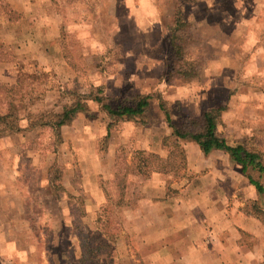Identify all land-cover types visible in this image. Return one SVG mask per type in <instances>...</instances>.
<instances>
[{
	"label": "rangeland",
	"instance_id": "obj_1",
	"mask_svg": "<svg viewBox=\"0 0 264 264\" xmlns=\"http://www.w3.org/2000/svg\"><path fill=\"white\" fill-rule=\"evenodd\" d=\"M243 1L201 5L197 11H213L197 15L194 24H179L178 43L196 64L183 81L169 84L165 74L173 49L168 29L175 26L171 17L183 0H39L33 18L0 0V11L10 21L38 27L31 33L18 27L14 48L0 42V113H10L8 120L21 127L8 134L0 126V264H146L144 241L133 238L123 213L137 197L120 203L113 173L118 154V163L129 165L125 187L129 182L136 189L151 175L135 169L134 153L144 150L135 148L138 138L153 148L158 142L165 156L153 153L167 156L162 138L171 129L160 101L177 127L224 106L219 130L228 141H242L264 155V49L257 47L264 43L259 33L264 8L245 16L255 6L242 14L244 7L237 4ZM154 13L163 26L157 23L150 30ZM231 17L240 18V24L248 18L255 32L248 37ZM35 37L39 61L15 51L16 44ZM99 88L111 105L136 93L159 98L151 101L146 123L116 121L97 102L86 100V111L61 127L60 140L47 127H31L38 116L47 119ZM186 144L195 143L181 142L183 151ZM49 168L57 175L54 188ZM162 174L172 189L193 178L187 160L185 168Z\"/></svg>",
	"mask_w": 264,
	"mask_h": 264
},
{
	"label": "crops",
	"instance_id": "obj_2",
	"mask_svg": "<svg viewBox=\"0 0 264 264\" xmlns=\"http://www.w3.org/2000/svg\"><path fill=\"white\" fill-rule=\"evenodd\" d=\"M252 1L254 0H244L237 4V8L243 6L241 13L244 14L248 6H255V9L245 16L258 15V11L264 8V0H255V3ZM5 2L11 4L22 17L38 16L34 9L39 8V0ZM214 2L215 0H183L174 10L171 23L175 25L177 15V27L182 23H193L197 15L213 11L207 8L201 13L197 11L200 6L204 9L207 4L212 8ZM0 20L3 21L0 42L10 44L11 48H14L15 43L12 39L16 37H13V32L18 27V30L29 33L37 31L38 28L36 25H18L1 11ZM230 21L232 25L240 26L243 31L246 28L248 37L256 30L255 25L249 29L251 23H248V18L245 20L246 24H240V18L233 20L231 17ZM157 23L161 24L162 28L159 17L157 19L154 13L148 24L149 29ZM259 33H264V26L259 29ZM37 39L38 37H35L31 41L16 44L15 51L20 54L28 53L31 59L39 61ZM257 47L263 50L264 43ZM193 58L192 60H195ZM156 143L153 148L143 139L134 141L137 149L165 156ZM184 150L188 170L193 173V178L189 183L176 187L177 193L167 194V177L159 172H152L141 184L136 185V189L134 184L131 186L129 182L125 187V200L132 196L137 197L136 205L123 211L127 216L125 223L131 228L130 231L136 234L133 238L144 241L141 254L145 263L264 264V196L257 193L241 172L240 166L232 162L226 153L212 150L204 155L195 144L184 145ZM252 174L264 187V176L256 171Z\"/></svg>",
	"mask_w": 264,
	"mask_h": 264
},
{
	"label": "trees",
	"instance_id": "obj_3",
	"mask_svg": "<svg viewBox=\"0 0 264 264\" xmlns=\"http://www.w3.org/2000/svg\"><path fill=\"white\" fill-rule=\"evenodd\" d=\"M179 17L177 15L175 26L169 29L170 46L173 49V59L170 70L165 74V80L169 84H175L176 81H183L189 73L193 72L195 60L188 57L186 46L179 42L176 37V30ZM181 43V44H180ZM159 96L154 93H136L130 96H125V102H119L111 105L105 101V96L99 88L94 96L79 95L74 102L69 105H64L60 111L51 113L46 119L44 116H38L37 122H34L31 127L44 126L50 129L53 137L60 140L61 127L68 125L80 113L86 111V100H92L99 104L100 109L107 116L116 121H137L146 123L148 112L152 105L153 99H158ZM159 106L163 110L165 120L171 129L168 135L162 138V145L167 147L168 154L165 158L159 157L153 152H145L144 150H136L134 155L137 158L135 169L148 175L152 172L171 173L177 172L179 169L185 168L186 157L180 143L186 140L194 142L199 150L207 155L212 150H220L229 156L232 162L240 166L241 172L248 178L249 182L255 187L259 195L264 196V187L258 179L254 178L253 171L259 172L264 176V155L258 150H254L247 146L242 141H228L218 128L220 112L224 110V106L212 107L203 111L200 121H187L181 126L171 124L169 113L163 107V102H159ZM10 113H0V126H3L2 132L13 134L21 130V127L13 121H9ZM16 119V118H15ZM17 120V119H16ZM15 120V122H16ZM18 126V127H17ZM169 140H172L169 144ZM118 154L115 157L114 181L118 190V200L120 203L125 200V180L126 172L129 165L126 162L118 163ZM179 160V163L177 162ZM54 168V165H53ZM49 168L48 177L52 182L57 178V175L52 173ZM183 185V184H182ZM178 189L167 186V194L173 195ZM107 194V193H106ZM107 198V195H105ZM255 209V207L253 206Z\"/></svg>",
	"mask_w": 264,
	"mask_h": 264
}]
</instances>
